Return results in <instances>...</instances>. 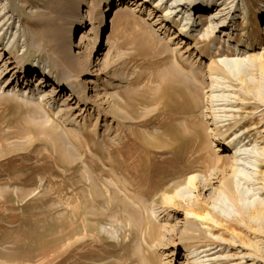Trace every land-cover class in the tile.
I'll list each match as a JSON object with an SVG mask.
<instances>
[{"label":"rangeland","instance_id":"obj_1","mask_svg":"<svg viewBox=\"0 0 264 264\" xmlns=\"http://www.w3.org/2000/svg\"><path fill=\"white\" fill-rule=\"evenodd\" d=\"M120 2L1 1V15H7L13 6L14 22L17 23L18 17L33 20L32 24L23 22V30L21 28V33L26 34L29 59L34 62L44 60L33 57L38 49L42 51V57L48 54L54 59L53 46L57 44L68 47L73 58L86 60L82 72L73 73L88 102H78L75 95L69 97L68 91L61 94L56 99L58 108L63 107V116L67 113L73 119L69 123L62 121L54 115L56 105L51 108L43 103L22 101L9 92L25 86L38 96L35 77L31 82L30 79L26 81L22 74L9 69L10 64L6 65L7 70H2L0 264H190L191 261L201 264V260L212 264H262L264 254L261 251L260 254L258 251L253 253L249 244L258 241L261 249L264 235L254 237L259 231H256L257 225L249 223L250 220L247 222L246 212L254 206L252 202L255 204L258 198H264V154L260 157L262 165L255 169V182L259 183L241 179V184L233 185L231 201L217 195L220 176L212 190L198 192L200 195L192 190L176 200L174 206L162 203V195L156 191L155 184L164 177L166 186L171 187L179 181V186L183 187L189 169L206 172L201 161L225 157L224 151H217L208 132L206 88L201 90L202 99L199 100L203 107L186 113L193 106L180 93L183 80H177L176 72H169V67H175H172V55L176 53L184 68L180 74L188 81L187 72H195L196 78L205 75L206 64L212 56L223 72V81L235 91L244 92L239 77L246 76L247 69L243 68L241 74L235 73L222 61L264 52V0H235L237 14L248 6L247 23L238 19V25H232L226 31L230 37L223 38L225 42L217 37L220 34H215L208 45L201 38L200 33L204 30L201 26L196 28L193 39L178 36L180 20L185 17L181 7L171 14L175 23H167L166 28L159 31L158 25L146 19L150 5L141 7L137 3L132 10L134 24L131 21L130 27H126L123 20L128 14L122 12L112 33L109 22ZM143 24H149L146 31L154 30L157 38H162L164 45L161 48L150 45L146 51L142 49L143 53L139 52L143 43L130 30ZM109 32L112 45L103 50L100 45L103 39L105 43ZM165 36L171 40L168 42ZM35 37L43 42L44 48H38V43H28ZM21 44L18 55L23 53ZM2 65L0 62L1 69ZM50 89L42 88L45 93ZM69 98V105L63 106L62 101ZM240 106L242 104L233 103L229 112L232 116L219 126V131L227 136V140L236 134L241 136L245 131L241 136L245 146L249 149L263 146L264 111L240 109ZM238 120L243 123L235 125ZM76 121L85 126L86 131L80 136L73 131ZM111 148H115L111 159L123 160L125 167L111 170L106 158ZM242 155L248 156V153ZM180 157L187 162L182 163L181 172L165 175L163 172L171 169L166 161ZM194 157L200 160L199 163L192 161ZM130 167L134 168L131 171L137 172L133 182L138 183L134 185L125 175ZM149 169L153 173L147 174ZM228 172L227 168L225 173ZM125 184L136 191L152 192L154 198L144 201L125 188ZM150 184L154 186L150 187ZM261 186L260 191L253 190ZM196 196L210 212L220 217V223L203 224L195 218L185 220L186 200L189 197L196 199ZM254 198L257 199L253 201ZM153 208L158 217L152 214L150 209ZM241 214L245 215L246 222ZM241 242L249 244L242 245ZM210 253L212 255L207 256Z\"/></svg>","mask_w":264,"mask_h":264},{"label":"bare ground","instance_id":"obj_2","mask_svg":"<svg viewBox=\"0 0 264 264\" xmlns=\"http://www.w3.org/2000/svg\"><path fill=\"white\" fill-rule=\"evenodd\" d=\"M1 1L2 0H0V4H1ZM117 1H122V3L120 2L114 8L115 14L109 22L112 33L115 27V21L116 19L118 20V17H120L122 12L127 11V14H128L126 19L123 20V23L126 25V27L127 26L130 27L129 25L131 21L134 24L135 17L133 16L132 10L135 9L133 7L136 6L137 3H138L137 6H141V7L147 4L150 5L151 8L146 10V19L151 20L153 21L152 23L158 25L159 27L157 30L159 31H162L163 29H165L167 23L172 24V25L175 23L174 18L171 14L178 7H181L180 11L181 10L183 11V13L185 14V17L184 18L181 17L183 18L180 20L182 24H179L181 26L178 25L179 26V29L177 30L178 36H182V38L186 37L189 39H193L195 35L194 32L197 31L196 28L201 26L202 28H204V30L200 34H202L201 38H203L205 45H208L216 37L215 34H218V35L220 34L217 37L223 42H225L223 38L230 37V33L226 31L229 28H231L232 25L236 27L239 23L238 19H240L241 22H244V23H247L248 21V14H247V11H249L248 6H245L246 8L243 7L246 10L244 9L242 12L240 13L238 12L237 14V10H236L237 2H234L235 0H168V1L166 0V2L164 3L162 2V0H141L138 2H136L135 0H126V2L125 0H117ZM168 2L170 3L169 5L167 4ZM12 8L13 6L11 7L10 10L6 12L7 15H5V13L1 15L2 9L0 8V12H1L0 13V62L3 63L2 69L0 67V74L2 73L3 69L7 70L6 65L8 64L9 66L10 64L11 67L9 69L14 70V73L22 74V76L24 77L26 81L29 82V79H30V82H31V78L35 77L36 78L35 81L38 82L37 84L38 86L36 87V89L39 92H37L38 96H35V93L33 92V90H29V88L25 86L22 89L20 88L18 90L11 89V91L9 92L12 93L13 97H16V99H20L22 101L26 100L34 104L43 103L45 106L47 107L50 106L51 108H53V106L56 105V108H53V111L56 110L54 112V115H57V117L62 119V121H65V122L72 121L73 119L71 120L69 118L70 114L68 115L66 113V116H63L64 115L62 114L63 107L58 108L59 107L58 100L56 99L57 97H60L61 94H63L64 92L68 91L70 92L69 97L72 96L73 98L75 95V98L78 100V102H81L82 104L88 102L86 95L81 90L80 82L77 79H75L76 75L73 73L74 71L82 72L84 68L83 63H85L86 60H84V58H81V59L73 58L69 54L68 47L57 45V44L53 46V50L55 54L54 59H51V56H49L48 54L42 57V51L40 49H38V53L33 57H41L44 60H42L41 62L39 61L34 62L33 59H29L30 54H29L28 49L26 48V45H27L26 34L21 33L22 32L21 28L23 27V22L24 24H29V23L32 24L31 22L33 20L31 17L30 18L18 17L17 23L14 22L15 17L13 16ZM148 25L143 24L142 26H137V27L133 26L131 27V30H130L132 35L138 37V39L143 43V46L140 48V51H139L140 53H143V50L146 51L147 46L156 45L157 48H161V46L164 45L161 42L162 38L161 39L157 38L158 36L154 32V30L153 31L145 30V28L149 27ZM99 35H100V31L97 32L96 39H98ZM111 36L112 34H110L109 32L107 33L105 43H103L104 39L102 40V45H100V47L103 48V50H105L107 47L112 45ZM165 38L168 39V42L171 40V38H168L167 36H165ZM30 41L31 42H28L30 45H35L36 43H38L39 45L38 48L43 47L44 45L43 42L39 41L36 37ZM227 42L228 44L226 45L229 46L230 45L229 40H227ZM19 43H22L21 44L22 48L20 49L23 50V53L21 55L17 54V51H19L18 49L20 47ZM175 54L172 55L174 56L172 60L173 61L172 67L175 65L177 70L175 69V67H173V69L169 67V72L171 73L172 71L176 72L174 76L177 77V80H183V84H181L180 86V93L182 97H184L187 101L189 102L191 101L192 102L191 106H193V109L190 110V112H186V113L196 112L195 110H200L203 107L202 106L203 104L199 102V100L202 99L200 97V94H202L201 90L205 87L206 93H207V101H208L207 108H208L209 120H210L209 121L210 129L208 132L210 133L212 142L214 143V145L216 144V146L218 147L217 151H224L225 157L220 158L216 156L214 161H207V160H205L204 162L201 161L206 172L200 173L192 169H189L188 170L189 174H187V177L183 181L185 183L183 187L179 186V181L174 182V184H172L173 186L168 187L166 186L167 179L162 177V179H160V181H158V183L155 184V189L157 192H160V194L162 195L161 201L163 204L167 206L168 205L174 206L176 205V202H175L176 200L179 201V199L183 198L185 194H190L192 190H196L197 194L198 192L212 190V188L214 187L215 181H217V179H219V176H220V179L217 181L219 183V186L216 187L218 191L217 189L215 191H217L218 196L228 197L231 201L232 200L231 198L234 197V190H233L234 184H236L237 186L241 184L240 183L241 179H244V180L246 179V181L251 180V182L252 181L255 182L257 180V178L255 177V173L257 171L255 172V169H259L260 168L259 166L262 165L263 160L260 157L264 154L263 153L264 145L261 147L258 145L256 148L251 147L249 149L247 146H245L246 143L245 144L242 143L243 141L241 139V136L244 135L245 131L242 132L241 136L236 134L232 139L227 140V136L225 134H222L219 131V126L224 125V123L229 120V117L232 116L229 112L231 111L230 108H233V103L242 104V107L241 106L238 107L240 109L245 108L248 110L250 108V109H254L258 111H264V52L250 54L248 58L238 57V58H233V59H225L222 61L223 63H226L228 68L231 69V71H234L235 73L241 74L242 72L240 73V71L243 68L247 69L248 72L246 76L243 75V78L239 77L240 83L245 89V90L243 89L244 92L242 93H240L239 91L238 93L237 91L234 90V88L231 85H227L223 81L224 78L221 76L223 72L219 68V66L215 64L212 56L209 57L208 59V62L206 64V72L203 77L196 78L197 74L194 75L195 72H193L194 74L191 72H187L190 78H189V81L188 79L187 80L185 79L186 80L185 81L184 80L185 77L183 76V74L182 75L180 74V73H183L182 71H184V68L182 67V65L179 64L180 61L177 60V56ZM6 55H7V58H5ZM237 55H239V53ZM109 64L110 63H108L107 61V65ZM166 74H168V72ZM25 85H28V84H25ZM43 87L44 88L51 87V89L49 92L45 93V91L42 90ZM185 89H187L188 92H185ZM27 90H28V93H26ZM190 90L192 91L191 94H189ZM70 100H71L70 98L64 99L62 101L64 102L63 106H68ZM68 110L70 109H67V111ZM241 123H243V121L238 120L236 121L235 125H240ZM82 124L83 125L81 124L79 125L78 122L76 124L75 123L73 124V127H74L73 131H75L78 136L82 135L83 132L86 131V130L84 131V128H83L85 127L84 123ZM204 137L206 139V136ZM208 142L206 139V145H208L209 147V144H207ZM89 147L91 148V151H94L93 147L91 146ZM114 151H115V148L114 150L113 148H111L108 152V155L106 156L108 162L110 161L108 165L112 171H114V169H119V168L121 169V167H125L123 160L120 161V160L111 159L110 155ZM247 153H248V156L242 155V154H247ZM195 157L193 158L192 161L199 163L200 160ZM166 163L169 164L170 166L169 169L170 168L171 169L170 170L168 169L169 171H166V172L164 171L163 173L165 175L172 176V175H177L178 173L181 172L182 163H185V160H184V157H180L178 160H174V161L168 159ZM105 166L106 165H104V167ZM131 168L133 167L126 169L125 175L130 179V183L134 185L138 183V182L137 183L133 182V181H136L135 179H137V177H135V174L137 172L133 170L131 171ZM227 168L229 172L225 173ZM152 169L147 170L148 171L147 174L153 173ZM207 170H208V173H207ZM249 170L250 172H248ZM263 176H264V171H263ZM235 177L237 178L235 179ZM256 183H259V182H255V184ZM252 185L254 186V183H252ZM152 186L154 185H151L150 187ZM124 187L131 189L134 195L142 198L144 201L146 200V198H150V197L154 198L153 196L154 193L152 192L145 193L143 192L144 191L143 189L136 191L132 189L131 187H129L127 184H125ZM261 188L262 186L253 188V190L260 191ZM174 189L175 191L172 192ZM229 196H231V198ZM257 198H254L253 201H255ZM222 199H225V198H222ZM153 201L156 202V199L155 200L153 199ZM186 201H187V204H186L187 207L185 208V220L186 221L187 219L195 218L201 221V223L203 224L204 223L207 224L208 222L210 223L215 222L216 224L220 223V217L217 216V214H214L215 212L214 213L210 212L209 208H207L201 203V199L199 197L197 198L196 196V199L189 197L188 200ZM256 201L257 202H255V204L252 202V204L254 205L252 206V209L249 212H246L248 216L247 222L250 220L249 223H254V225H257V228L256 227L255 228L257 232L259 231V235L255 234L254 237L264 235V198L262 199L258 198ZM150 210L153 215L155 214V217H158V215H156L157 212L154 210V208ZM188 216H191V217H188ZM241 217H243L242 219L246 222L245 215L244 216L242 215ZM262 243L263 245L261 244L262 245L261 249L257 245L258 241L257 242L255 241L254 243L252 242L250 244L248 243V244L249 246H251L250 248H253L251 249L253 253H256L257 251L258 252L261 251L264 254V241ZM241 244L245 245L246 243L241 242ZM248 244L246 245L248 246ZM210 255H212V253L207 254V256H210ZM243 258L244 256L241 257V259ZM204 261L206 260H201L199 262H201V264H212L213 263V262L205 263ZM228 262H231V261H228ZM193 263L194 261L190 262V264H193ZM262 264H264V262H262Z\"/></svg>","mask_w":264,"mask_h":264}]
</instances>
